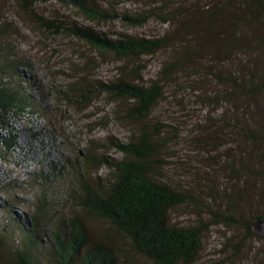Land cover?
Returning <instances> with one entry per match:
<instances>
[{
    "label": "rangeland",
    "instance_id": "obj_1",
    "mask_svg": "<svg viewBox=\"0 0 264 264\" xmlns=\"http://www.w3.org/2000/svg\"><path fill=\"white\" fill-rule=\"evenodd\" d=\"M89 1L116 17L90 21L57 0H0V82L19 89V77L38 110L0 124L1 134L16 136L0 156V250L10 258L20 248L22 236L8 218L27 220L41 199L49 216L35 253L54 264L41 245L48 246L46 230L75 212L71 191L84 153L120 159L111 141L127 142L145 126L157 142L153 176L186 199L169 212L170 224L201 231L193 264H264V238L250 227L264 215V12L255 21L242 0ZM123 14L148 19L131 26ZM84 27L109 38L167 35L171 44L117 60L73 34ZM135 70L137 84L163 87L144 123L125 118L130 102L99 87ZM107 175L102 167L86 178L98 187ZM6 199L12 206L2 205ZM87 225L93 239L121 244L123 264H152L105 222Z\"/></svg>",
    "mask_w": 264,
    "mask_h": 264
},
{
    "label": "trees",
    "instance_id": "obj_2",
    "mask_svg": "<svg viewBox=\"0 0 264 264\" xmlns=\"http://www.w3.org/2000/svg\"><path fill=\"white\" fill-rule=\"evenodd\" d=\"M57 1L73 8L90 21H107L116 17L109 10L101 9L94 1ZM34 2L24 0L25 5ZM247 2L248 17L260 20L264 12L263 0H242V5ZM208 17H212V14ZM122 18L131 26L143 25L148 19L146 15L129 14H123ZM245 20L246 14H242L241 21ZM50 25L54 26V23ZM72 32L90 47L103 54H111L117 60L127 61L151 55L171 44L167 35L147 38L123 34L121 37L109 38L87 27L75 28ZM2 69L4 67L0 65V72ZM134 72L131 78L127 76L99 87L100 92L113 99L130 102L125 108V118L144 123L161 98L163 87L157 82L148 86L137 84L134 78L137 70ZM14 78L19 89L7 88L0 82L1 125L6 124L4 120L10 115L22 117L24 114L38 113L31 94L22 89L19 77L14 75ZM78 96L85 97L84 93ZM9 131L6 134L0 133V156L15 146L16 136ZM111 143L122 154L120 159L97 153L93 149L84 153L79 167V184L71 191L75 212L46 230L48 246L46 243L41 245V254L45 257L48 254L54 264H123L124 251L120 243L109 237L105 242L91 237L88 221L97 220L105 222L109 228L123 235L130 249L152 264H193L201 250V231L196 227H176L169 222V212L186 199L181 192L157 180L152 174L157 149L155 136L143 126L138 132L132 133L127 142ZM102 167L108 168L106 182L98 187L88 183L86 173L97 172ZM10 204L9 199H6L2 205ZM47 215L44 202L39 199L27 220L8 218L14 223L11 230L19 231L22 242L19 249L10 252V258L0 250V264H48L37 259L40 254L35 253L43 240L40 231H44L43 222L47 220ZM257 218H264V215ZM3 229L10 231L8 227ZM48 248L49 252H45Z\"/></svg>",
    "mask_w": 264,
    "mask_h": 264
},
{
    "label": "water",
    "instance_id": "obj_3",
    "mask_svg": "<svg viewBox=\"0 0 264 264\" xmlns=\"http://www.w3.org/2000/svg\"><path fill=\"white\" fill-rule=\"evenodd\" d=\"M251 222V229H253L255 232H257L264 238V218H257L254 221L251 220Z\"/></svg>",
    "mask_w": 264,
    "mask_h": 264
}]
</instances>
